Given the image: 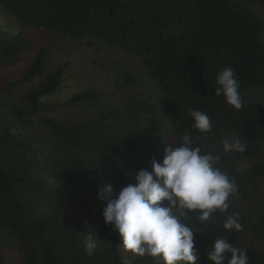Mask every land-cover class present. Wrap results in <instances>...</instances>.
Listing matches in <instances>:
<instances>
[{
  "label": "trees",
  "instance_id": "obj_1",
  "mask_svg": "<svg viewBox=\"0 0 264 264\" xmlns=\"http://www.w3.org/2000/svg\"><path fill=\"white\" fill-rule=\"evenodd\" d=\"M31 28L139 58L168 106L175 143L188 133L192 147L219 154L218 167L237 185L231 196H244L245 184L264 176L263 161L239 171L242 154L221 146L225 137H238L264 149V107L251 96L264 92V0H0V66L28 54ZM50 53L39 47L22 76L0 87V264H129L118 232L104 222V202L95 205L98 189H119L134 182L138 169L151 170V158L163 159L167 129L140 117L154 110L142 95L116 107L105 92L89 88L63 104L51 102L73 67L64 62L48 69ZM228 66L239 80V110L215 95L216 74ZM35 78L17 96L15 87ZM90 106L92 116L79 118L62 110ZM190 108L208 114L210 133L192 130ZM226 219L217 211L204 223L195 215L185 221L195 232L196 263L214 264L207 252L224 237L246 251L248 264H264V250L243 248L242 228L226 231ZM244 226L254 229L250 221ZM87 233L96 242L91 254L83 244Z\"/></svg>",
  "mask_w": 264,
  "mask_h": 264
},
{
  "label": "clouds",
  "instance_id": "obj_2",
  "mask_svg": "<svg viewBox=\"0 0 264 264\" xmlns=\"http://www.w3.org/2000/svg\"><path fill=\"white\" fill-rule=\"evenodd\" d=\"M215 95H223L225 102L239 110L243 99L239 80L231 66L216 74ZM193 119L192 130L210 133V117L201 110L189 109ZM193 138L185 133L178 143H169L163 149V159H150L151 170L138 169L134 182L119 189L103 184L98 199L104 202L102 216L106 225L118 232L120 244L126 251L140 256H151L157 264H196L200 259L195 247V232L185 221L193 215L201 222L225 212L229 197L235 193L234 179L223 172L218 164L219 154L192 147ZM247 144L238 137H225L223 151L244 152ZM223 228L240 230L239 213L228 216ZM85 251L91 254L96 247L92 234L83 237ZM230 254V255H229ZM214 264H248L246 251L226 238H217L207 252Z\"/></svg>",
  "mask_w": 264,
  "mask_h": 264
},
{
  "label": "rangeland",
  "instance_id": "obj_3",
  "mask_svg": "<svg viewBox=\"0 0 264 264\" xmlns=\"http://www.w3.org/2000/svg\"><path fill=\"white\" fill-rule=\"evenodd\" d=\"M28 36L32 42V48L28 54L13 66H0V87L5 86L9 81L20 78L29 67L38 48L46 46L51 50L48 69L64 62H70L73 67L66 73V79L58 94L50 97L51 102L63 104L67 98L89 88L105 92L106 102L116 107L121 106L133 94L142 95L143 98H150L154 110L142 113L140 117L145 120H158L166 127L161 146L166 147L169 143H175L176 136L172 131L174 127L168 113V106L160 100L162 94L150 78L147 69L139 62V58L117 48H107L95 42L76 41L69 37L45 32L40 28L29 29ZM262 40L264 42V31ZM132 76L136 78L135 82L130 84L129 80ZM38 81L39 78H35L31 83L15 87L17 96L27 93ZM251 96L264 107V92L252 93ZM69 108L73 110L62 109L68 114L67 118L92 116L95 111L92 106L86 107L88 110ZM241 140L247 144V149L240 152L242 155L236 163L237 170H246L255 161L264 162V149L261 146L245 139ZM95 201V205L102 202L99 199ZM227 202L229 207L224 212L227 218L235 212L239 213V223L243 225L241 230L242 247L252 244L258 249L264 250V176L252 183H246L244 196H231ZM246 221H250L254 229L244 226ZM120 253L128 257L129 264H132L130 263L132 259L140 257L138 254L126 251L122 245ZM139 264H157V261L154 259L149 263L140 262Z\"/></svg>",
  "mask_w": 264,
  "mask_h": 264
}]
</instances>
